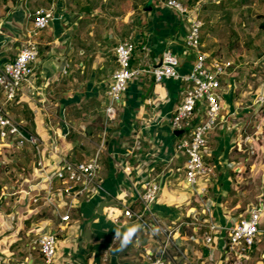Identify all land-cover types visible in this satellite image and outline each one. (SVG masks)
<instances>
[{
    "label": "crops",
    "instance_id": "0c3cea01",
    "mask_svg": "<svg viewBox=\"0 0 264 264\" xmlns=\"http://www.w3.org/2000/svg\"><path fill=\"white\" fill-rule=\"evenodd\" d=\"M179 1L199 8L193 0ZM224 2L229 0H210L207 23L200 29V49L232 66L220 83L224 122L209 131L202 156L212 176L199 180L197 187H205L199 194L184 183V156L176 145L202 120V107L181 132L169 128L180 101L181 80L154 83L141 72L128 82L114 119L105 125L103 115L118 42H135L133 68L156 66L161 55L170 52L179 59L178 74L187 72L192 55L183 46L188 27L184 17L159 0H0V64L22 46L31 9L46 6L52 12L48 24L33 37L37 57L31 83H22L4 110L25 133L38 137L47 171L56 158L52 147L58 156L74 161L99 149L96 194L80 198L70 219L60 222L43 201L42 191L36 203L17 193L39 178L33 148L0 146V193L5 195L0 200V264H46L37 251L28 249V242L56 232L59 225L63 230L56 232L57 250L48 264H135L145 253L157 254L167 237L173 264H264V213L249 252L241 255L225 243L226 228L247 215L264 192V104L260 109L252 103L264 91V27L256 38L247 37L245 48L241 41L235 48L238 33L227 24L230 32L222 43L215 32L217 15L231 24L234 14L220 8ZM246 136L250 139L244 142ZM149 178L159 185L151 213L141 220L124 218L126 207L141 211L134 190L141 191ZM66 199L62 197L60 206ZM102 201L114 204L98 215L94 211ZM89 221L87 240L83 233ZM117 223L139 225L122 237ZM209 224L215 226L209 232L212 242L204 244Z\"/></svg>",
    "mask_w": 264,
    "mask_h": 264
},
{
    "label": "built area",
    "instance_id": "2783aa9c",
    "mask_svg": "<svg viewBox=\"0 0 264 264\" xmlns=\"http://www.w3.org/2000/svg\"><path fill=\"white\" fill-rule=\"evenodd\" d=\"M159 3L161 6L175 11L188 22L183 37V46L192 55L189 69L185 74L179 75L177 71L179 59L170 52H164L156 66H148L145 69L133 68L130 65V59L135 42L132 40L118 42L113 48L115 68L111 72L110 81L105 91L106 102L103 108L105 125L107 121L114 119L116 107L122 99L128 82L141 72L147 73L154 83H160L166 79L181 80L183 86L180 90V101L171 114L169 128L171 131L182 130L195 110L202 107V120L194 124L189 136L180 138L176 145V148L184 156L182 173L187 189L202 194L205 187H197L199 180L207 181L212 176L211 166L203 161L202 156L207 147L209 131L218 122H224V118L220 114V83L232 64L225 59L212 58L200 49V29L203 21L195 10L185 7L179 0H159ZM30 16L32 18L31 25L25 31L22 46L12 58L0 64V94L2 98L0 146L13 148L29 145L33 148L36 153L34 173L39 175V178L29 181L27 187L17 191V193L19 196H26L28 200L36 203L40 197V191H42L43 201L53 207L60 222H67L70 219V213L77 208V202L80 198L88 200L96 194L99 181V149L82 161H74L58 156L52 147V154L56 158L53 168L47 171L41 157V142L38 137L25 133L19 123L4 110L5 104L15 99L21 84L30 85L31 83L34 75L33 63L37 57V46L33 37L48 24L52 18V12L49 8L37 7L30 13ZM252 103L261 109L264 104V91L257 95ZM249 139L250 136H246L244 142ZM58 182L63 185L56 184ZM158 189L159 185L155 179H147L142 184L141 191L134 190V194L141 205V211L133 212L126 207L122 211V216L126 219L141 220L145 214H150L151 204L158 193ZM33 192L35 194H32ZM63 196H67V199L60 206V200ZM4 197V193H0L1 201L4 200ZM263 213L264 192L248 210L247 215L239 217L226 228L225 243L227 246L236 249L241 255L249 252L257 232L258 219ZM214 229L215 226L212 224L207 226V231L202 236L204 244L212 242L209 232ZM62 230L63 226L59 225L56 232L61 233ZM56 232L40 234L28 242V249L37 251L46 264L52 261L57 250ZM112 239L115 240V238ZM168 245L169 239L167 237L157 254L145 253L142 259L135 264H173L168 256ZM15 264H26V262L21 261Z\"/></svg>",
    "mask_w": 264,
    "mask_h": 264
},
{
    "label": "rangeland",
    "instance_id": "374dc122",
    "mask_svg": "<svg viewBox=\"0 0 264 264\" xmlns=\"http://www.w3.org/2000/svg\"><path fill=\"white\" fill-rule=\"evenodd\" d=\"M193 1L199 7L197 10H195V12L197 11L198 16H200V18L205 24L208 19L207 10H209L208 8H209L210 0H193ZM182 4L190 9L189 2H187V4L185 3ZM26 5H31V2H27ZM37 7L48 8L46 6H36L31 9V13ZM220 8H225L234 13L231 17L232 20L231 24L225 22L222 16L217 15V19L215 21L216 22L215 24H217V28L215 29V32L217 34L218 39L222 43H224L225 41V35L226 34L229 35L230 32L226 29V26H228L227 24L230 25L228 29H231L233 27L235 29L234 31H237L238 33V36L235 42L233 43L234 44L233 46L235 48L238 45V41H241L242 45L245 48L246 47L245 45L248 41L247 37L256 38L257 36H259L260 27L258 26V24L261 23V21H263L264 19V0H229L228 4L225 3L221 5ZM242 10H244V12H242ZM242 18H246L245 22L241 21ZM242 22L244 24H242ZM207 37H208V32L205 35L206 41H207ZM206 43L208 44V41ZM236 50L241 51V48L239 47Z\"/></svg>",
    "mask_w": 264,
    "mask_h": 264
},
{
    "label": "water",
    "instance_id": "95a60500",
    "mask_svg": "<svg viewBox=\"0 0 264 264\" xmlns=\"http://www.w3.org/2000/svg\"><path fill=\"white\" fill-rule=\"evenodd\" d=\"M178 132H181V131L180 130L175 131V133H178ZM113 204L114 203H112V202L102 201L97 205L94 212L98 215H101L102 209L104 207H108V206H111ZM138 225H139V223H117L119 235L122 237L125 236L128 230L133 229L134 227H136ZM90 232L91 231H90V221H89L84 226V233L83 234H84L85 239H87V240L89 239Z\"/></svg>",
    "mask_w": 264,
    "mask_h": 264
},
{
    "label": "trees",
    "instance_id": "16d2710c",
    "mask_svg": "<svg viewBox=\"0 0 264 264\" xmlns=\"http://www.w3.org/2000/svg\"><path fill=\"white\" fill-rule=\"evenodd\" d=\"M200 17V16H199ZM207 23V22H206ZM258 26L260 27V30H261V28H263L264 27V19H263V21H261V23H259L258 24ZM202 36V30H200V37Z\"/></svg>",
    "mask_w": 264,
    "mask_h": 264
}]
</instances>
